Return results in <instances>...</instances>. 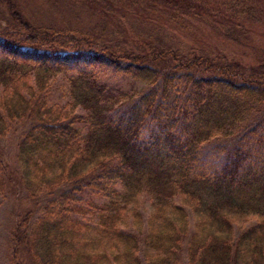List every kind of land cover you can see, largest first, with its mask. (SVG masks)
<instances>
[{
	"label": "trees",
	"instance_id": "1",
	"mask_svg": "<svg viewBox=\"0 0 264 264\" xmlns=\"http://www.w3.org/2000/svg\"><path fill=\"white\" fill-rule=\"evenodd\" d=\"M89 17L95 26L80 22ZM130 22L149 33L132 41ZM255 29L263 44L264 0H0V136L6 122L29 123L14 186L45 197L38 219L26 208L13 224L29 264H264V45L246 42ZM201 33L241 54L197 42ZM101 67L143 87L114 95L96 79ZM57 76L64 107L43 99ZM4 178L0 159V195ZM86 193L104 201L87 210ZM87 212L92 228L75 218Z\"/></svg>",
	"mask_w": 264,
	"mask_h": 264
},
{
	"label": "rangeland",
	"instance_id": "2",
	"mask_svg": "<svg viewBox=\"0 0 264 264\" xmlns=\"http://www.w3.org/2000/svg\"><path fill=\"white\" fill-rule=\"evenodd\" d=\"M83 16V14H82ZM83 25L86 23L91 24L92 26L96 25V21L92 20L90 17L88 20L82 18L80 21ZM130 35L133 37L132 41H137L140 38V35L143 33H149L148 30L143 29L140 26L139 22H130L129 23ZM126 31V30H124ZM255 35H251V39L249 41L246 40L252 47L262 46L264 45V41L262 44L260 35L263 34V29H255L253 31ZM125 37L128 38V31L125 32ZM109 39L120 42V38H117L111 32L109 35ZM207 40L209 45L213 46V48L219 49L223 48L229 53L235 54L238 51V54H241V50L235 49L231 42L226 44H222L218 37L214 41L213 36H207L204 33L198 34L196 41ZM69 42V40H67ZM65 41V42H67ZM130 42V41H129ZM67 45V44H66ZM240 52V53H239ZM96 75V79L99 83H102L106 86L108 91L112 92L114 95H118L119 93L132 94L135 91H138L143 86L133 81L129 77L117 76L112 73L111 68L109 67H101L92 69ZM66 84L62 77L57 76L53 79L48 87L46 95H44L43 99L49 105H55L58 107H64L66 103ZM118 104L112 105L110 111L117 109ZM80 111H76V114H79ZM29 123L27 121H14L12 123L6 122V133L3 136H0V159L2 164V172L6 170L7 175L11 178L10 181L7 182V179L4 178L6 185L9 187L4 189V193L0 195V264H29L25 259V256L18 252L15 249L14 244L11 239V233L13 230V224L16 220L17 215L23 209H30L31 211V221H35L41 215V209L45 206V197L38 196L33 201L26 200L24 193L17 189L14 185L17 183L14 180V174L16 172L17 167L15 166V156L17 153V144L21 139L23 132L28 127ZM79 126V125H77ZM222 141V140H221ZM225 143V142H219ZM229 143V142H228ZM213 159V158H211ZM7 177V176H6ZM13 187V191L10 188ZM119 188V187H118ZM24 196V197H23ZM82 206L89 208L87 203H92L94 205H100L104 200L102 197L95 196L90 193H86L82 196ZM139 214L142 215L143 219H145L148 215L151 214L149 197L142 195L138 198V206ZM87 212L86 215L75 217L81 224L88 226L89 228L93 227L94 217ZM189 220V229L191 232L192 226V217L188 213ZM126 221L128 224L131 222V217L128 213H126ZM255 221L253 219L247 220V222L243 225V227H248L250 225H254ZM122 229V227H121ZM131 229L130 226L127 227L129 231ZM123 231L125 229H122ZM183 255H181L182 257ZM182 260V259H181ZM31 262V261H30ZM183 264V261L180 262Z\"/></svg>",
	"mask_w": 264,
	"mask_h": 264
}]
</instances>
